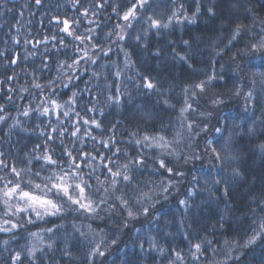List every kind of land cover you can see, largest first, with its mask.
Returning a JSON list of instances; mask_svg holds the SVG:
<instances>
[{"label":"trees","instance_id":"1","mask_svg":"<svg viewBox=\"0 0 264 264\" xmlns=\"http://www.w3.org/2000/svg\"><path fill=\"white\" fill-rule=\"evenodd\" d=\"M133 2L79 0L77 5L75 0H40L39 4L36 0H0V106L4 108L0 115L7 117L0 122V160L24 168L28 159L44 150L48 134L55 139L47 144L54 158H59L60 140L71 147L75 139L69 135L71 124L81 117L95 118L101 128L91 129L96 140L85 137V148L92 151L95 145L101 155H111L99 143L111 137L113 147L121 150V164L126 162L124 152L136 156L143 151L149 157L148 166L136 173V191L125 190L129 197H136L139 189L151 197L140 204L130 200L134 212L131 218L114 197L109 204L116 207L103 205L98 218L66 212L62 217L36 220L31 213H21L20 227L0 232V264H264V239L246 247L233 243L243 245L252 235L255 223L251 209L264 194V153L259 149L264 144V50L254 51L251 47L264 37V0H148L143 8H137L136 19L130 21L132 26L124 29L125 40L113 42L115 35L107 34L118 31V24L128 23L122 16ZM198 6L194 24L173 21L168 28L150 27L149 17L167 23L173 11L179 9L191 17ZM209 7L214 16L208 13ZM85 9L87 18L81 15ZM66 19L70 23L80 21L78 33L95 28V39L108 52L93 53L97 57L95 64L81 61L79 78L67 88L62 86L68 83L67 77L57 79L56 71L59 61L71 62L76 54L72 38L61 32L63 24L57 23ZM236 23L244 27L229 44ZM60 37H64L66 48L59 46ZM25 40L29 43L25 44ZM177 53L186 61H180ZM17 57L18 63L11 65V59ZM44 61L48 67L42 71ZM93 72L98 77L92 76ZM116 72H120L119 78ZM10 76L14 79L9 80ZM145 76L155 82L153 90L142 86ZM209 76L217 79L203 92L196 90L197 96L188 101L195 111L189 110L182 117L184 89ZM34 79L45 86L44 96L54 92L53 98L61 104L76 92L74 108L80 117L73 114L65 118L62 112L59 120L56 114L45 117L32 112L23 116L25 108L39 106L44 98L32 86ZM49 80H56L53 88L48 87ZM117 86L122 93L116 97L118 104L108 100L109 95L115 97ZM249 91L253 97L246 101ZM214 99L223 103L216 105ZM93 107L95 111H87ZM188 124L193 125L191 133L187 131ZM61 127L68 128L63 137L59 135ZM85 127L88 126L81 120V136ZM216 127L225 137L232 135L230 143L224 144ZM52 128L57 132H51ZM249 128L254 129V135L247 134ZM145 134H163L169 141L176 136L178 142L170 144L161 156L173 169L171 175L153 164L161 150L136 147L135 139ZM38 144L41 147L36 149ZM213 147L220 159L212 153ZM94 163L100 164L99 158ZM34 164L36 171L41 165ZM7 174L8 169L0 171V176ZM182 200L186 205L180 204ZM143 208L148 209L147 214ZM255 215H259L258 208ZM28 218L34 222L27 223ZM6 219L16 222L14 216ZM48 228L53 231L48 233ZM31 233H39L42 242H37ZM50 243L51 249L47 247ZM195 243L202 245L203 254L197 253L199 260L193 259ZM97 246L103 256L90 255ZM177 252L183 256L182 261L176 260ZM17 253L19 260L15 259Z\"/></svg>","mask_w":264,"mask_h":264},{"label":"snow or ice","instance_id":"2","mask_svg":"<svg viewBox=\"0 0 264 264\" xmlns=\"http://www.w3.org/2000/svg\"><path fill=\"white\" fill-rule=\"evenodd\" d=\"M106 2V0H105ZM148 0H134L131 7L124 12L122 19L128 23L124 26L117 25L116 28L118 31L109 32L108 37L115 35V41H123L126 38L124 29L130 28L132 20L136 19L137 8H143L147 4ZM36 3L39 4L40 0H36ZM75 3L78 5L79 0H75ZM175 3V0H174ZM98 7H103V4H98ZM180 8H183V5H180ZM115 12V8L113 9ZM200 11L199 6L196 8V12L191 16L183 15L179 9L173 11L172 16L169 18L167 23H161L158 20L152 19L150 27L160 29L168 28L173 21L175 23H190L194 24L196 22V14ZM210 15H215V12L212 7L207 9ZM249 13L252 9H247ZM95 13H93L94 15ZM118 14V13H117ZM82 16L85 18L88 17V9H85L82 13ZM183 15V19L181 16ZM57 23H62L63 26L60 28V31L65 33L68 37L72 38L73 46L75 50V55L70 58L71 62L59 61L57 63V79L61 76H66L68 83H63L62 86L67 88L71 84L73 79H78V72L80 69L81 61H86L91 64L97 62V57L93 53L97 51H102L104 55H108L107 51H104L102 46H100L99 41L95 39L96 29L88 28L83 33H78L77 28L79 27V20H74L71 23L69 20L59 21ZM89 23H95V21L89 20ZM72 24H75L76 27H72ZM98 27V25H97ZM244 25L242 23H236V27L233 30L231 37L228 41L229 44L232 41H235L238 36H240L242 28ZM264 32V29H261ZM55 40L56 37H53ZM139 40V37H137ZM15 40V38H14ZM78 42V43H76ZM15 43H19L18 40H15ZM25 44H28L29 41L25 40ZM39 43V42H38ZM47 43V40L44 41ZM185 45L188 44V41L183 42ZM59 46L61 48H66L67 44L64 41V37L59 38ZM35 47V45H34ZM227 47V45H226ZM252 50L259 51L264 50V37H261L259 43L253 44ZM219 55V53H217ZM2 55V54H0ZM157 56L160 55V52L157 51ZM177 58L180 61H186V57L176 54ZM127 57V53H125ZM18 63V57L13 58L10 61L11 65H16ZM48 64L46 61L42 62V71L46 70ZM85 71L87 69L85 68ZM120 72H116L115 76L120 77ZM264 75V73H261ZM92 76L98 77L96 72L92 73ZM9 80L14 79V77H8ZM216 76H209L207 80H202L195 85H191L189 88H185L184 107L180 109L181 116L188 112L189 110L195 111L193 105L189 103V99H194L197 96V91L203 92L204 89L212 83L213 80H216ZM143 84L142 86L147 90H153L156 85L155 82L150 77H142ZM3 83V81H0ZM56 83V80H49L48 87L53 88ZM32 86L40 90L41 96H44V85L39 82H36L34 79ZM140 85H138L139 87ZM191 90V91H190ZM12 91V89H9ZM90 91V90H89ZM190 92V96H189ZM236 95L240 94V90L236 89ZM122 95L120 88L116 87L115 97L113 95L108 96V100L114 103H119V99ZM54 92L49 93L48 96L40 101V105L35 108H25L22 112V115L28 117L30 113L35 112L40 116H49L50 114H56L57 119L59 120L60 113L62 112L63 117L68 118L71 115L80 117V113L75 111L74 104L76 102L77 93L73 92L72 97L65 103H59L55 98ZM253 93L249 91L246 94V101H251ZM11 100V96L8 97ZM167 103V101H165ZM213 103L219 105L223 103L220 99H214ZM95 107L87 109V111H95ZM245 110L247 111V105ZM4 112V108L0 106V113ZM101 115L103 111L100 110ZM7 119L6 116L0 115V122H4ZM81 120L83 125L88 126L84 128L83 136L81 133ZM77 120L76 123L71 124L72 131L69 135L72 138H75L71 143L72 146L69 147L63 141L60 140L61 147V156L59 158H54L53 149L50 148L47 144V141H54V137L51 134H48L46 137V142L44 150L40 155H33L30 159L25 162V167L18 169L15 165H8L4 163L3 160H0V171L8 169V174L0 176V208H2V217L3 224H0V232H10L14 229L20 227V214L23 213L25 216H28L29 213L34 215L36 220H44L46 217H62L66 212H76L80 214H86L89 217H99L100 212L104 211L103 205L109 204L111 198H115L118 201L121 209L127 212L128 217H133L134 212L132 211L130 200L135 199V202L140 204L144 199H151L147 192H144L143 189H139L136 197H129L128 191L125 189L136 191V185L134 184L136 173L143 168H147L149 163V157L145 155L143 151H138L136 156H129L127 152L123 153L124 158H126L125 163H119L121 159V150L119 148L113 147L115 141L110 137L109 140H101L99 143L106 149H108L112 154L111 155H101L99 149L93 146L92 151H88L85 148V137L91 140H96V136L92 135L91 129H100L101 122L92 119H83ZM60 125H63V121H60ZM57 128H52L51 132H57ZM193 130V125H187V131L191 133ZM207 130L206 128L204 129ZM216 133H218L224 144L227 145L232 140V135L229 134L227 137L224 136V132L221 128H215ZM68 132V128L61 127L59 129V135L63 137L65 133ZM44 133H41L43 135ZM248 135H254V129H248ZM135 136L136 134L133 133ZM180 133H177L179 136ZM178 142L176 136L173 137L172 141L166 139L165 135H149L145 134L141 138L135 139L134 143L138 149H152L156 148L161 150L160 155L156 157L153 161L154 165L158 164L157 170H164L168 174L173 173V169L168 166V162L161 158L165 154L170 144ZM79 143V147H77ZM209 146L211 141L208 142ZM224 145H222L223 147ZM41 146L38 144L35 146L36 149H39ZM261 153H264V144L259 145ZM35 150V149H34ZM212 153L216 155L217 159H220L219 153H217L216 148H212ZM95 152V155L93 154ZM3 154L0 153V156ZM167 155H173L172 152H168ZM99 158L100 164H95ZM185 159H187L185 157ZM34 162L40 164V168L36 171H33L35 168ZM87 169V171H85ZM235 171V170H234ZM46 173V174H44ZM236 175L240 173L235 171ZM12 177V178H9ZM217 183L220 181L217 180ZM163 183V181H162ZM164 191H167V188H164ZM181 205H186V201H180ZM109 207L115 208V204H109ZM256 208L259 209V215H255ZM256 208L251 209L254 213V223L255 227L251 229L252 235H250L247 241L240 245L239 242H233L239 247H246L248 245L254 244L259 239H264V194H262L260 201L257 202ZM143 212L147 214L148 209L143 208ZM16 217V222H13L7 217ZM34 221L31 218L27 219V223H33ZM45 231L51 233L52 228H48ZM76 231H80L76 229ZM33 237L37 238V242H42L43 237L39 233H31ZM81 235L84 233L81 232ZM206 243L211 244V241H206ZM228 243L227 241L225 242ZM49 249L52 248V244H48ZM141 247H143L141 245ZM195 249L193 253V259L199 260V254H203L201 243H195L192 245ZM35 248V245H33ZM42 251V249H40ZM234 250V249H232ZM67 253V250L65 251ZM99 254L100 256L104 255V252L100 251L99 246L93 250L90 255ZM35 253L30 250V256L34 257ZM16 260L21 259L20 254L17 253ZM176 260L182 261L183 256L181 253H176Z\"/></svg>","mask_w":264,"mask_h":264}]
</instances>
